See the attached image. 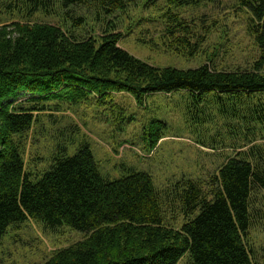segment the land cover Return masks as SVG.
I'll return each instance as SVG.
<instances>
[{
  "label": "trees",
  "instance_id": "trees-1",
  "mask_svg": "<svg viewBox=\"0 0 264 264\" xmlns=\"http://www.w3.org/2000/svg\"><path fill=\"white\" fill-rule=\"evenodd\" d=\"M129 1L0 0L4 13L20 19L0 25V242L11 225L31 218L46 229L69 226L86 233L43 264H178L188 252L189 264H258L249 240L264 215V0H237L251 13L260 56L253 68L232 71L210 64L161 68L120 47L121 35L112 29L102 36L76 34L86 22L71 7L87 6L107 18ZM160 1L179 8L202 0H146ZM38 14L62 24L33 20ZM170 14L173 47L193 55L194 31L178 13ZM178 91L200 102L202 123L218 107L221 116L236 122L231 134L248 147L242 145L209 181L178 183L169 199L186 220L180 228L166 223L150 174L109 180L88 144L72 156L59 152L36 177L28 172L18 138L33 129L36 113L47 109L44 101L63 97L78 103L93 93L127 92L142 102L151 94ZM21 94L38 97L15 105ZM154 137L153 147L162 136Z\"/></svg>",
  "mask_w": 264,
  "mask_h": 264
},
{
  "label": "rangeland",
  "instance_id": "rangeland-1",
  "mask_svg": "<svg viewBox=\"0 0 264 264\" xmlns=\"http://www.w3.org/2000/svg\"><path fill=\"white\" fill-rule=\"evenodd\" d=\"M129 2L126 9L107 18L95 16V11L87 6L71 7V14L84 16L86 22L76 34L79 38L102 36L112 29L121 35L120 47L161 68L193 69L210 64L220 70H245L253 68L259 59L260 49L250 30L251 13L241 8L237 0H202L200 5L179 8L164 1ZM3 11L0 5V25L20 20L17 14ZM170 11L184 18L194 31L193 40L198 42L193 55L173 47L167 32ZM33 20L62 24L59 18L43 14ZM33 97L38 96L21 94L15 105ZM44 103L47 109L36 113L33 129L18 138L28 172L36 177L59 152L72 156L88 144L109 180L132 172L150 174L162 197L166 223L177 228L186 221L169 199H173L178 183L188 178L209 181L229 157L242 150V145L243 149L248 148L243 137L229 131L236 122L225 119L213 106L207 121L202 123L197 113L200 102L183 91L151 94L142 102L130 93L114 92L105 96L93 93L78 103L63 97ZM155 133L162 138L153 147ZM262 142L263 139L256 141ZM85 237V232L69 226L46 229L43 223L29 218L11 225L4 234L0 264H43L58 250ZM249 243L255 261L264 264V215L256 219ZM189 263L188 252L178 264Z\"/></svg>",
  "mask_w": 264,
  "mask_h": 264
}]
</instances>
